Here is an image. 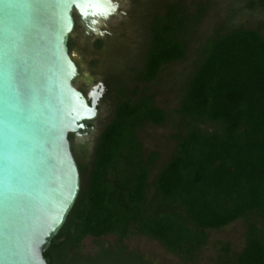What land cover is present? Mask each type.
<instances>
[{
	"label": "trees",
	"instance_id": "obj_1",
	"mask_svg": "<svg viewBox=\"0 0 264 264\" xmlns=\"http://www.w3.org/2000/svg\"><path fill=\"white\" fill-rule=\"evenodd\" d=\"M206 11L201 5L190 14L182 2L165 6L152 24L139 82L150 84L187 58ZM200 57L176 111L177 145L152 182L160 154H146L139 130L164 125L168 113L145 92L118 102L89 165L78 161L80 194L45 253L48 264H150L122 247L82 256L88 237L116 236L123 244L133 234L188 263L209 245L210 231L238 221L246 226L245 247L231 255L226 245L219 264H264V35L244 28L217 33Z\"/></svg>",
	"mask_w": 264,
	"mask_h": 264
},
{
	"label": "water",
	"instance_id": "obj_2",
	"mask_svg": "<svg viewBox=\"0 0 264 264\" xmlns=\"http://www.w3.org/2000/svg\"><path fill=\"white\" fill-rule=\"evenodd\" d=\"M119 13L115 0H0V264H48L82 186L70 137L96 130L107 92L76 85L75 15L103 37Z\"/></svg>",
	"mask_w": 264,
	"mask_h": 264
},
{
	"label": "rangeland",
	"instance_id": "obj_3",
	"mask_svg": "<svg viewBox=\"0 0 264 264\" xmlns=\"http://www.w3.org/2000/svg\"><path fill=\"white\" fill-rule=\"evenodd\" d=\"M120 3V13L111 17L100 28L106 46L96 48L97 36L87 34L80 18H76V29L72 37L73 47L82 55L81 77L77 87L89 94L95 86L103 84L107 92L103 95L96 130L82 140L74 138L78 161L87 167L92 160L97 140L113 119L120 100L137 101L142 92L153 96L157 107L168 113V121L162 126L148 124L139 130V137L146 154L158 152L160 159L152 170L150 181L171 157L177 145L175 134L179 131L180 118L176 111L180 107L187 83L200 60V52L206 41L217 33L233 29H258L264 35V0H115ZM182 2L190 14L198 6L207 7L204 19L191 37L187 58L164 67L158 78L144 84L138 76L144 69L145 56L151 41V29L155 17L165 13L169 3ZM255 2L256 5L252 6ZM88 74L94 81H88ZM99 83V84H98ZM89 174V170L86 171ZM209 245L195 261L185 263L177 255L168 252L159 242L145 236L133 234L123 243L116 236L100 239L88 237L83 242L82 256L94 258L107 248L116 253L124 248L127 254L135 253L150 264H219L224 248L229 245L231 255L242 251L246 244V226L238 221L220 231H210Z\"/></svg>",
	"mask_w": 264,
	"mask_h": 264
},
{
	"label": "flooded vegetation",
	"instance_id": "obj_4",
	"mask_svg": "<svg viewBox=\"0 0 264 264\" xmlns=\"http://www.w3.org/2000/svg\"><path fill=\"white\" fill-rule=\"evenodd\" d=\"M76 18H77V15H75V20H76ZM98 38H99V40L98 41H102V43H103V46H102V48H99L98 50H103L104 49V47L106 46V44L104 43V41H103V38L101 37V36H97ZM71 40H72V38H71ZM70 40V41H71ZM97 41V42H98ZM97 42H96V44H97ZM69 48H70V51L72 52L73 50H75L74 49V47H70L69 46ZM96 48H97V46H96ZM79 53V52H78ZM80 54V53H79ZM81 55V54H80ZM82 56V55H81ZM78 67H79V70H80V72H81V70H82V65H81V63H79L78 64ZM92 81H94V78L92 77ZM99 84V83H98ZM81 90V89H80ZM82 91V90H81ZM83 92V91H82ZM85 95H88L87 93H85V92H83ZM89 127L90 128H92V124H89ZM71 137H72V140H71ZM70 137V141H71V144H72V149H73V152H74V155H75V157H76V154H75V145H74V138H75V136H71ZM76 159H77V157H76ZM77 162H78V159H77Z\"/></svg>",
	"mask_w": 264,
	"mask_h": 264
},
{
	"label": "snow or ice",
	"instance_id": "obj_5",
	"mask_svg": "<svg viewBox=\"0 0 264 264\" xmlns=\"http://www.w3.org/2000/svg\"><path fill=\"white\" fill-rule=\"evenodd\" d=\"M5 115H6V117H7L8 113L6 112ZM5 146L7 147V142H6V145H5ZM5 166H6V167L8 166L7 159L5 160Z\"/></svg>",
	"mask_w": 264,
	"mask_h": 264
},
{
	"label": "bare ground",
	"instance_id": "obj_6",
	"mask_svg": "<svg viewBox=\"0 0 264 264\" xmlns=\"http://www.w3.org/2000/svg\"><path fill=\"white\" fill-rule=\"evenodd\" d=\"M98 24H100L101 25V21H99V23Z\"/></svg>",
	"mask_w": 264,
	"mask_h": 264
}]
</instances>
